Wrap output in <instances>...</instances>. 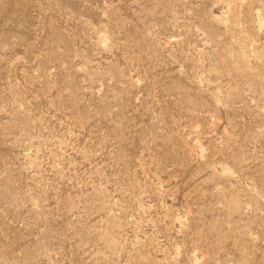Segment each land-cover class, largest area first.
Listing matches in <instances>:
<instances>
[{
    "label": "rangeland",
    "instance_id": "1",
    "mask_svg": "<svg viewBox=\"0 0 264 264\" xmlns=\"http://www.w3.org/2000/svg\"><path fill=\"white\" fill-rule=\"evenodd\" d=\"M0 264H264V0H0Z\"/></svg>",
    "mask_w": 264,
    "mask_h": 264
}]
</instances>
